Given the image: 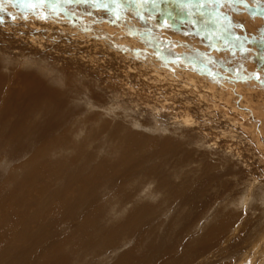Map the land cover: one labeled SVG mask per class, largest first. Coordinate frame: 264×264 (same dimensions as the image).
<instances>
[{
  "label": "rangeland",
  "instance_id": "rangeland-1",
  "mask_svg": "<svg viewBox=\"0 0 264 264\" xmlns=\"http://www.w3.org/2000/svg\"><path fill=\"white\" fill-rule=\"evenodd\" d=\"M254 1L255 6L264 7V0ZM239 2L246 4L248 1ZM224 3L227 5L223 6ZM227 6H230L229 9ZM231 9L237 11L231 12ZM253 12L252 8L244 10L236 0H0V143H3L6 152V156L0 155V240L6 238L5 230L12 233L18 225L17 216L11 220L5 217L6 213L11 208L17 213L24 211L29 205L26 202L22 204L23 201L17 205L12 203V200H18L11 196L19 194L22 197L26 195L32 208L42 214V218L37 216L30 222L31 228L42 230L47 238L53 235L59 237V240L44 239L38 248L26 253L19 261L7 258L0 260V264H39L42 260L45 264H57L64 259L66 264H119L123 255V260L129 257L127 261L130 262L139 259L136 263L154 264L152 258L157 253V244L165 238L164 234L169 236L174 232L171 228L174 226L175 229L182 218L179 214L172 219L167 214L166 218L164 216L165 222L160 224L166 205L172 204L168 208L172 207L177 215L182 204L194 199L188 193L168 198L173 180L180 182L183 174H186L188 181L191 171L198 176L204 168L208 174L215 176L210 179L206 192L210 206L207 205L202 211L204 217H199L196 229L194 224H188L178 232L177 227L175 239L171 237V240L186 242L198 235L203 239L210 227L203 229V226L210 222L212 215L217 214L216 210L223 207H226V215L229 214V225L214 241L208 243L206 240V248L201 247L199 258L189 256L190 259L177 263L166 261L168 264H264V18L253 16ZM244 16L253 21L258 19V30L255 31L253 23L250 25L251 22ZM153 42L156 44L151 46ZM256 52L259 53L257 56ZM154 53L159 54H156L158 58ZM238 53H245V58ZM201 62L206 67L200 65ZM32 78L45 88L59 91L61 98L64 96L63 110H74V113L69 112L71 125L64 124L69 131L68 136L71 134L75 139L80 137L85 140L86 135H80V130H77L78 119L82 124L86 123V127H92L95 123V135H104L103 131L116 127L120 133L138 134L139 139L148 140L138 142V145L167 140L169 145L176 144L175 155L167 154L145 165L142 159L146 153L140 155L136 150L131 161H127L129 152L123 153L119 145L123 141H130L127 147L132 148L130 136L124 139L119 136L109 138L112 143L109 140L101 143L107 149L98 151L104 160L117 155L116 159L106 161L108 163L102 166L101 158L97 159V163L89 164L75 160L72 157L75 154L73 149L62 153L50 152L49 159L56 162L60 169L76 171L80 177L91 173L90 177L95 178L93 171L97 166L101 169L99 172L105 173H120L124 171L122 167L126 169L124 165H128L130 174L135 172L134 169L139 170L138 176L129 178V181L117 187L123 189L120 195L114 197L118 204L109 201L104 205V200H108L115 189L105 176L97 177L108 198L100 201L94 195L92 200L95 206H103L110 211H99L94 223L81 231L82 218L75 220L80 216L79 207L73 213L60 216L61 213L56 212L52 205L56 202L64 210L68 209L62 201L68 181L65 178L49 180L48 175H41L40 168L36 171L30 164L26 165L25 158H28L29 151L14 157V153H10L7 134L11 118L13 121L15 117L7 116L2 123L6 115L4 103L10 90L22 88ZM231 79L235 82L232 83ZM225 80L230 82L226 83ZM47 83H52V87ZM224 83L230 85V92ZM50 108L54 106L50 105ZM9 110L14 115L11 107ZM34 118L36 125L43 116L34 113L32 121ZM94 118L96 122H93ZM99 123L107 124L102 131ZM26 127L31 130L24 129V133L29 138V149H33L32 145L40 143H35L40 132H35L37 129L33 125L26 124ZM74 132L77 135H72ZM71 141L74 139L69 137L66 145ZM91 142L95 144L97 140L92 139ZM61 158L69 161L61 162ZM217 172L220 173L217 175ZM200 181L201 178L198 179ZM72 182L74 184H70L66 191L69 199L76 197V187L83 192L88 190L74 180ZM207 198L203 197L202 201ZM4 200L8 204L6 207ZM115 207H121L123 211ZM138 207L141 209L137 212L143 217H150L139 219L132 225L127 220V214L135 212ZM208 207L212 209L209 211ZM213 222L217 224L219 221L212 220L210 223L215 224ZM123 224L127 232L114 231ZM64 229L66 234L63 235ZM106 231L113 235L115 247L107 241ZM49 232H53L50 237ZM75 234L86 239L88 248H92L95 255L100 257H91L90 252L84 253L81 247L75 245V240L60 238ZM15 243L24 242L17 238ZM89 243L93 245L89 247ZM101 246L108 250H101L105 252L104 256L95 250ZM49 249L64 251L60 253L57 250L54 255L48 253L44 257ZM174 255L172 258L178 257Z\"/></svg>",
  "mask_w": 264,
  "mask_h": 264
},
{
  "label": "bare ground",
  "instance_id": "bare-ground-1",
  "mask_svg": "<svg viewBox=\"0 0 264 264\" xmlns=\"http://www.w3.org/2000/svg\"><path fill=\"white\" fill-rule=\"evenodd\" d=\"M231 1V0H229ZM248 2H245L246 4H242V2L240 3L239 0H236V2L243 6V9L246 10L247 8H252L253 9V13L254 15L253 16H256V17H261V18H264V7L260 8V7H257L255 6L254 3H256V1L254 0H247ZM229 3V2H228ZM227 3H224L223 6H226ZM237 6V5H236ZM230 6H227V8L229 9ZM238 7V6H237ZM225 8V7H224ZM232 8V7H231ZM234 8V7H233ZM241 8V7H240ZM238 9V8H237ZM234 10V9H231L230 11L232 12V10L234 11H237ZM241 10V9H240ZM233 11V12H234ZM243 11V10H242ZM245 13V12H244ZM247 14V13H246ZM241 16V15H240ZM243 18H246L247 21H250L252 25V27L256 30H258V26L256 25V23H259L258 22V19L253 21L252 19H248L247 17H243ZM156 19V18H155ZM243 20V19H242ZM263 20V19H262ZM246 22V24L249 25V23ZM247 25V26H248ZM249 25V26H250ZM259 25V24H258ZM172 29V28H171ZM242 29V28H241ZM260 32V30H259ZM258 32V33H259ZM264 33V32H263ZM136 35V34H135ZM149 35V34H148ZM260 35V33H259ZM262 35V34H261ZM260 35V36H261ZM13 36V35H12ZM133 37V36H132ZM262 37V36H261ZM264 38V37H263ZM98 40V39H97ZM150 40V39H149ZM155 41V39H153ZM151 40V41H153ZM163 43V41H160ZM211 42V41H210ZM226 42V41H225ZM155 42H153L151 44V46L154 44ZM249 43V42H248ZM14 44V43H13ZM156 44V43H155ZM154 44V45H155ZM166 44V43H165ZM187 44V43H186ZM218 44V43H217ZM258 44V43H257ZM159 45V44H158ZM162 45V44H161ZM215 45V44H214ZM240 45V43H239ZM11 46V45H10ZM210 46V45H209ZM219 46V45H218ZM242 46V45H241ZM189 47V46H188ZM193 47V46H191ZM230 47V46H229ZM234 47L236 48L237 45L235 44ZM233 47V48H234ZM153 49V47H151ZM160 48V47H159ZM158 48V49H159ZM254 48V47H253ZM252 48V49H253ZM264 48V47H263ZM2 49V48H1ZM140 49V48H139ZM156 49V47H155ZM157 49V50H158ZM193 49V48H192ZM238 49V48H237ZM243 49V48H241ZM251 49V48H250ZM143 50V49H141ZM146 50V49H145ZM143 50V51H145ZM163 50V49H162ZM172 50V49H171ZM231 50H236V49H231ZM255 50V49H254ZM149 51V50H148ZM153 51V50H150V52ZM193 51V50H192ZM195 51V49H194ZM239 51V50H238ZM243 51V50H242ZM247 51V49H246ZM251 50H249V53H250ZM253 51V50H252ZM191 52V51H190ZM234 52V51H233ZM237 52V51H236ZM241 52V51H240ZM153 53V52H151ZM151 53H148V54H151ZM193 53V52H192ZM243 53V52H242ZM252 53V52H251ZM255 53V52H254ZM252 53V54H254ZM3 54V53H2ZM135 54V52H134ZM155 56L157 57L159 54L158 53H154ZM158 54V55H156ZM162 54V53H161ZM234 53H232L233 55ZM238 54H241V53H238ZM236 54V55H238ZM259 53L256 52V56L258 55ZM144 55V54H143ZM142 55V56H143ZM167 55V54H166ZM242 56H244L245 58V53L244 54H241ZM254 55V56H255ZM8 56V55H7ZM154 56V55H153ZM154 56V58H155ZM163 55H161L160 57H162ZM165 56V55H164ZM170 56V55H168ZM167 56V57H168ZM188 56V55H187ZM224 56V54H223ZM235 56V55H233ZM255 56V57H256ZM136 57V56H135ZM166 57V56H165ZM173 57V56H172ZM248 57V56H247ZM246 57V58H247ZM253 57V56H252ZM251 57V58H252ZM261 57V56H260ZM258 57V58H260ZM150 58V57H149ZM153 58V57H152ZM153 58V59H154ZM158 58V57H157ZM156 58V59H157ZM169 58V57H168ZM174 58V57H173ZM249 58V59H251ZM257 58V57H256ZM255 58V59H256ZM154 60V61H157V60ZM172 59V58H170ZM248 59V60H249ZM261 59V58H260ZM161 60V59H160ZM159 60V61H160ZM163 60H166L168 61L167 58L164 59L163 57ZM173 60V59H172ZM180 60V59H179ZM187 60V59H186ZM195 60V59H193ZM198 60V59H197ZM196 60V61H197ZM245 60V59H244ZM246 60V61H248ZM170 61V60H169ZM174 61H176V59H174ZM183 61V60H181ZM180 61V63H181ZM189 61V60H188ZM233 61V59H232ZM239 61V60H238ZM255 61V60H253ZM6 62V61H5ZM158 62V61H157ZM178 62V61H177ZM195 62V61H194ZM199 62V60H198ZM198 62H196L198 64ZM243 62V61H242ZM262 62V60H261ZM264 62V61H263ZM0 63H2L0 61ZM179 63V62H178ZM248 63V62H247ZM253 63H256V62H253ZM177 64V63H176ZM175 64V65H176ZM200 65L202 64V66H205V64L203 65V63H199ZM257 64V63H256ZM196 65V64H195ZM208 65V64H206ZM246 65V64H245ZM261 65V63H260ZM259 65V66H260ZM185 66V65H184ZM198 66V65H197ZM239 66V65H238ZM237 66V68H238ZM242 66V64H241ZM250 66V65H249ZM257 66V65H256ZM1 67V66H0ZM181 67V66H180ZM179 67V68H180ZM206 67V66H205ZM208 67V66H207ZM261 67V66H260ZM198 68V67H197ZM210 68V67H208ZM207 68V69H208ZM245 68V67H244ZM243 68V69H244ZM262 68V67H261ZM39 69V68H38ZM56 69V68H55ZM69 69V68H68ZM196 69V68H195ZM202 69V68H201ZM246 69V68H245ZM248 69V68H247ZM246 69V70H247ZM259 69V68H258ZM1 70V69H0ZM210 70V69H208ZM207 70V71H208ZM256 70V68H255ZM28 71V70H27ZM74 71V70H72ZM205 71V70H204ZM203 71V72H204ZM206 71V72H207ZM263 71V70H262ZM67 72V71H65ZM70 72V71H69ZM186 72V71H185ZM198 72V71H197ZM202 72V71H200ZM211 72V71H210ZM216 73V72H215ZM220 73V72H219ZM237 73V72H236ZM66 74V73H65ZM208 74V73H206ZM214 74V72H213ZM218 75V73H216ZM215 74V75H216ZM202 75V74H201ZM220 75V74H219ZM242 75V74H241ZM250 75V74H248ZM262 75L263 72H262ZM25 76V75H24ZM42 76V75H41ZM214 76V75H212ZM222 76V75H220ZM224 76V75H223ZM222 76V77H223ZM226 76V75H225ZM255 76V75H254ZM4 77V75H3ZM20 77V76H19ZM22 77V76H21ZM26 77V76H25ZM36 77V76H35ZM215 77V76H214ZM227 77V76H226ZM191 78V77H190ZM201 78V77H200ZM211 78V77H210ZM221 78V77H220ZM224 78V77H223ZM238 78V77H237ZM236 78V79H237ZM240 78V77H239ZM243 78V77H242ZM240 78V79H242ZM245 78V77H244ZM33 80L31 79H28L27 82L25 83V85L22 87V88H15V89H12L10 90L8 93H7V99L4 103V112H5V118L3 117V120H2V123L5 122L7 116H10L12 115L13 117H15V119L12 121L13 118H11V121H10V131H8V134H7V137L10 139V141H8V143L10 144V153H14L12 154V157L14 156H18V154H20L19 156H22L24 153H26L27 151L30 152V154L27 156L28 158H25V155H24V158L27 160L26 161V165H31L32 169L36 170L38 168H40V172H41V175L44 176V175H48V179L49 180H53L54 179H59L61 180L62 178H65L66 181H68V183H65L66 186L64 188V194L62 196V201H63V204L65 206L68 207V209L70 210H64L63 208H61L58 204H56V202H53V207H54V210L58 213H61V215H64V214H68V213H73L72 211H75L77 207H79L80 211L78 212L80 214L79 217H75L76 219L75 220H80L81 219V223H80V226H81V231H85L87 228H89L91 226L92 223H94L95 221V215L99 213V211H102V212H106V211H110L109 208H104L103 206H98L94 204V201L92 200V198L94 197V195L96 196V198L98 200L101 201V199H105V198H108V195L106 193L105 190H103L102 188V182L99 178H97L99 175H103L105 176L109 182H110V186H112L115 190H114V193L113 195H111L108 200H104L105 204H108L109 201H114V197L120 195V192L123 190L122 188H117L119 185L123 184L124 182H126L127 180L129 181L131 177H134V176H138L139 175V170H136L134 169V173L133 174H130L128 173V170H127V167L128 165H124L125 168H121L122 170L124 171H121L120 173H105V172H99L101 169L97 167H95L93 171V175L95 176L94 177H90L91 173L88 175V176H84V177H80L76 171H71L69 169L67 170H62L59 168V166H57V163H53V161L51 159H49V153L52 152V153H62L64 151H70V150H74L75 154H72V157L75 159V160H81L85 163H91V162H95L97 163V159H102L103 163L101 162V166L104 165V164H107L108 162L106 161H109V160H112V159H116L117 158V155H113L111 156V158L108 160V159H103V157L100 156L99 152L98 151H107L106 148L103 147V144H101L103 141L105 140H109L110 143L111 140L109 138H116V137H121V138H126L128 136H130L129 138L131 139V143H132V148H128L127 145L129 144L130 141H123L119 146H121L123 148V153H127L129 152V158L127 161H131V156L133 155V153L137 151H139V154L140 155H145L146 153V157H144L142 159V163L143 164H147L149 163L150 161L152 160H157L159 159L161 156H164V155H167V154H173V156L175 155L176 153V148L172 145H169L170 142L167 141V140H164L162 142L160 141H155L153 143H142L140 145H138L137 143L138 142H146L148 140L146 139H139L138 138V134L136 135H133L130 134L129 132L127 134H125L123 131V128H122V133L119 132V130H117L116 127L114 128H110L109 130H105L103 131L102 134H97L95 135L94 134V129L97 128L96 127V124L93 123V126L92 127H86L84 124L86 123H83L82 124V121L81 120H78L77 119V125L79 124L77 130H80V135L81 134H84L86 135L84 137L85 140L83 139H80V137L78 138H73L71 137V134L68 136L67 132V129L66 127H64V124L65 122L68 123L67 125H71V120L72 119H69V112L71 113H74V110H63L64 107H63V98H61V94L60 92H56L54 91V89H51V88H45L43 87L40 83L34 81V78H32ZM48 79V78H47ZM74 79V78H72ZM203 79V78H202ZM209 79V78H208ZM213 79V78H211ZM217 79V78H216ZM226 79V78H225ZM230 79V77L228 78ZM235 79V80H236ZM239 79V80H240ZM26 80V79H25ZM204 80V79H203ZM234 80V79H233ZM257 80H260V79H257ZM1 81V79H0ZM3 81V80H2ZM211 81V80H210ZM226 81V80H225ZM229 81V80H228ZM226 81V83L228 82ZM237 81V80H236ZM262 81V80H261ZM260 81V82H261ZM46 82V81H44ZM52 82V81H51ZM56 82V81H55ZM230 82V81H229ZM231 82L234 83L231 79ZM244 82V81H243ZM245 82H247V80H245ZM264 82V80H263ZM57 83V82H56ZM69 83H71L69 81ZM207 83V82H206ZM209 83H213V82H209ZM214 83H220V82H217L215 81ZM49 84V87L50 83H47L46 85ZM54 84V83H53ZM225 84V83H224ZM253 84V83H252ZM20 85V84H19ZM74 84H72L73 86ZM220 85V84H219ZM222 85V84H221ZM227 84H225L226 86ZM229 85V84H228ZM227 85V91L228 90H231V88ZM263 85V84H262ZM55 86V84H54ZM61 86H64L63 84ZM70 86V84H69ZM89 86V85H88ZM223 86V85H222ZM235 86V85H233ZM21 87V86H19ZM52 87V85H51ZM230 89H229V88ZM64 88V87H63ZM71 88V87H70ZM67 89V88H66ZM264 89V87H263ZM63 90V89H62ZM223 90V89H221ZM7 91V90H6ZM264 91V90H263ZM230 92V91H228ZM232 93H234V91H231ZM237 92V91H235ZM240 92V91H239ZM230 93V94H232ZM4 94V93H3ZM6 94V93H5ZM229 94V93H228ZM72 95V94H71ZM235 95V94H234ZM236 95L239 97L240 95H238V92L236 93ZM235 95V97H237ZM66 96V95H65ZM250 95H248L249 97ZM256 96V95H255ZM254 97V95H253ZM257 97V96H256ZM251 98V96H250ZM249 99V98H248ZM252 99V98H251ZM256 100H259V99H256ZM137 102V101H136ZM50 105H53L54 108H50ZM76 105V104H75ZM262 106V105H261ZM264 106V105H263ZM10 107H11V110L12 112L14 113V115L10 112ZM259 107V106H258ZM257 108V107H256ZM264 111V109H263ZM34 113H37L38 114H41L43 116V118H41V120H39L37 122L36 125H34V121H35V118L31 119V116L32 114ZM3 114V113H2ZM55 114H57V118L55 117ZM264 114V113H263ZM50 116L53 118V119H56V121H54L52 118H50ZM82 116V115H81ZM258 117V116H257ZM75 118V117H74ZM121 116L119 117V120H120ZM30 121V122H27ZM123 121V120H122ZM85 122V121H83ZM93 122H96L95 121V118L93 119ZM1 123V124H2ZM26 124L28 125H33L35 126L37 129V131L35 132H40V135H37V137H33L30 133V136L35 138L36 141L35 143H38L40 142L39 144H34L32 145L33 146V149H29V146L28 145V141L27 139L29 140V138L25 135L24 131L25 130H28L29 128H25ZM101 128H100V131H102L105 126L107 124H101ZM89 125V124H88ZM92 125V124H91ZM95 125V126H94ZM108 125H112V124H108ZM59 127V128H56V127ZM114 126H116V124H114ZM227 126V125H226ZM4 127V126H3ZM73 127V126H72ZM25 129V130H24ZM34 129V128H33ZM85 129V132L84 130ZM99 129V128H98ZM30 130V129H29ZM69 130V129H68ZM31 132V130H30ZM73 132V131H72ZM57 133V134H55ZM76 133H78L76 131ZM75 132L72 134V135H75L76 134ZM124 133V134H123ZM37 134V133H36ZM29 135V133L27 134ZM77 135V134H76ZM69 137L71 139H74V141H71V143L67 144L66 145V140L68 139L69 140ZM5 137L2 136V140L4 139ZM26 138V139H25ZM41 140H40V139ZM92 139H96L97 142L95 144H92L91 140ZM0 140H1V137H0ZM5 141V140H3ZM6 146V145H5ZM35 146V147H34ZM66 146V148H65ZM182 146V145H181ZM101 147V148H100ZM65 148V149H64ZM90 149V150H89ZM94 152H93V151ZM6 153V152H5ZM4 153V147H3V143L1 142L0 143V155L2 156H6ZM106 153V152H105ZM8 156V155H7ZM127 156V155H126ZM177 156V154H176ZM22 159V158H21ZM186 159V158H185ZM13 160V159H12ZM192 160V159H191ZM20 160H18L19 162ZM64 161H69L68 159H63L61 158V162H64ZM11 162V161H10ZM23 162V161H22ZM37 162H39L37 164ZM191 162V161H190ZM15 163V162H14ZM19 165V164H18ZM211 165V164H210ZM193 166V165H192ZM212 166V165H211ZM18 167V166H17ZM206 167V166H205ZM207 168V167H206ZM217 168V167H215ZM19 169V168H18ZM23 169V168H22ZM209 170V169H208ZM215 170V169H214ZM37 171V170H36ZM115 171V170H113ZM201 171V170H200ZM210 171V170H209ZM218 173L220 172H217V175ZM19 174V173H18ZM199 174V173H198ZM148 176H151V174H146ZM189 176L188 177V181H186V174H183L182 176V180L180 182H175L173 180L172 182V186H171V190L168 194V198L169 197H174L176 195H181L182 193H188L190 194V197H193L194 199H192L190 202H187V203H184L182 204V206L180 207V210H179V213L176 215L175 214V211L172 210L168 213H166V211L168 209H171V208H168L170 205V203H168L162 213V220L160 221V224H163L165 222L164 220V216L165 215H169L172 219L176 216H178L179 214L182 215V218H180V222L179 224L175 227V229L178 227V232L186 225L188 224H194L195 225V229L197 228V225L196 224L199 220V217L202 215V211L206 209L207 205L209 204L208 203V199H209V194H207V190L208 187H209V184H210V179H214V174L213 173H207V171L203 170V172L200 173V175L198 176H194L193 175V171H191V175L189 173ZM46 178V177H45ZM201 178V181L198 182V179ZM7 179V178H6ZM4 180V179H3ZM74 180L76 183H78L81 187H84L85 189H88L86 192H83V191H80V189L78 187H76V197L74 199H69L68 196H67V193L66 191L68 186L70 184H74V182L71 183V181ZM24 182V181H23ZM42 182V181H41ZM48 182V181H47ZM27 183V182H26ZM25 183V184H26ZM22 184V183H21ZM12 185V184H11ZM76 185V184H75ZM27 186V185H26ZM79 186V187H80ZM11 187V186H10ZM42 187V186H41ZM60 187V186H58ZM179 187H182V188H179ZM205 187V189H203ZM38 188V187H37ZM176 188V189H175ZM13 189V188H12ZM54 189V188H53ZM63 189V188H62ZM203 189V190H202ZM70 190V188H69ZM33 191V190H32ZM126 191V190H125ZM30 192V190H29ZM62 192V190H61ZM70 192V191H69ZM81 192V194H80ZM52 193V192H51ZM71 193V192H70ZM69 193V194H70ZM15 194V193H14ZM50 194V193H49ZM68 194V195H69ZM3 195V194H2ZM163 196V195H162ZM207 196L208 198L207 199H204L202 201V198ZM16 198L18 201H13L12 200V203H14L15 205H17L19 203V201H23L22 204L24 202L28 203L29 205H27L24 209V211H21V212H14L13 209L11 208V211L9 213H6V218H14L15 215L17 216L18 218V225L16 227H14V230L13 232L11 233L10 231H4L6 232V238H4L2 241L0 240V260H5L7 258H12L14 259L15 261H19L22 259V257L26 254V253H29L32 249H35V248H38L39 247V244L41 241L44 242V239H52V238H56L57 236L56 235H53L50 237V234H52L53 232H49L48 234V237L50 238H47L45 236V234H43L42 230H34L31 228L30 226V222L33 221V219L35 217H41L42 214L39 213L38 211L36 212L30 202L28 201V198L27 196L25 195L24 197L21 196V194L19 195H16V196H11V198ZM40 197V195H39ZM52 197V196H51ZM49 197V198H51ZM53 197L55 198L56 196L53 195ZM160 197V196H159ZM9 199V197H8ZM235 199V198H234ZM48 200V199H47ZM5 201V200H4ZM30 201H33L32 199ZM52 202V201H51ZM97 202V201H96ZM115 203L114 204H118V202L114 201ZM159 202H162V201H159ZM197 202H202V203H197ZM219 202V201H218ZM103 203V202H102ZM223 203V202H220V204ZM213 204V203H212ZM217 204V203H216ZM219 204V203H218ZM219 204V205H220ZM224 204V203H223ZM218 205V206H219ZM222 205V204H221ZM220 205V206H221ZM8 206L7 202L5 201V206L6 207ZM158 206V205H157ZM210 206V205H208ZM217 206V205H215ZM159 207V206H158ZM117 207H115L116 209ZM139 209H137L135 212L133 213H130V214H127V220L130 224L132 225H135L136 222H138L139 219H147L149 218L150 216L147 215V217H143V215L137 211H139L141 208L138 207ZM185 208H187L186 210H184ZM210 207H208L209 209ZM6 209V208H5ZM15 209V208H14ZM212 209V208H211ZM209 209V211L211 210ZM214 209V208H213ZM20 210V209H19ZM83 210V212H81ZM117 210H119L120 212L121 211V207L120 208H117ZM160 210V207L158 208V211ZM17 211V210H16ZM116 211V210H115ZM208 211V212H209ZM215 211V210H214ZM91 212V214H90ZM184 212V214H183ZM217 214L215 216L212 215V218L210 220V222H212V220H218L219 222L216 224H212V223H208L205 227L203 226V229L210 226L209 227V232L207 234H205V237L202 239L201 236L199 237V235L194 238L193 240H185L186 242H183V241H180L179 242H175V240H171V237H173L175 239V236H176V231L174 229V226L171 228V231L174 230V232H172L171 235H165L164 233V236L165 238H163L156 246V255L152 258V260L154 261V264H168V262L171 260V262H183V261H186L188 259H190L189 256H192V258H196L198 257V255L200 254V251H201V247H203L202 249L205 250L206 247H204V243H206V240L208 243L214 241L215 239H217L219 237V235L221 234L222 231H224V229L227 227V225H229L228 221L229 220V217L228 215H226V207H223L221 209H218L216 210ZM57 213V214H58ZM85 213H89V215H86ZM93 214V216H92ZM118 214V213H117ZM206 215H208V213L206 212ZM125 216V215H124ZM203 216V215H202ZM211 215H209L208 217H210ZM204 217V216H203ZM201 217V218H203ZM42 218V217H41ZM44 218V217H43ZM57 218V217H56ZM166 218V216H165ZM207 218V217H206ZM205 218V219H206ZM204 219V220H205ZM12 220V219H11ZM39 220V219H38ZM58 220V219H57ZM14 221V220H13ZM60 221V220H59ZM201 221V220H200ZM12 222V221H11ZM217 222V221H216ZM68 223V222H66ZM141 223V222H140ZM139 223V224H140ZM126 224V223H125ZM125 224L123 225H118L117 226V229H115L114 231L116 232H119L120 230H124L127 232V228L125 226ZM202 224V223H201ZM204 224V223H203ZM33 225V224H32ZM141 225V224H140ZM53 226H54V223H53ZM99 226V225H98ZM97 226V227H98ZM143 226V225H142ZM199 226V225H198ZM129 227V226H128ZM239 227V226H238ZM40 228V227H39ZM8 229V228H7ZM114 229V228H113ZM134 229V228H133ZM136 229V228H135ZM195 229H194V233H195ZM202 229V230H203ZM1 230V229H0ZM4 230V229H3ZM202 230H199L200 232H202ZM12 231V230H11ZM131 231V230H130ZM207 231V230H206ZM106 231L105 232V235H107V241L109 240L110 243L112 244V246L115 247L116 243H114L112 241V234L111 232H108ZM113 232V230H112ZM243 232V231H242ZM77 233V232H75ZM174 233V234H173ZM198 233V232H196ZM3 234V233H2ZM63 235L66 234L65 232V229L63 230ZM117 234V233H116ZM199 234V233H198ZM201 234V233H200ZM101 235V234H100ZM222 235V234H221ZM103 236V235H102ZM218 236V237H216ZM68 238L66 237H63V236H60V238H64V240H68V239H71V240H75L77 243L75 244L76 246H79L82 248L83 252L86 253V252H90L91 254V257L92 256H96L97 258L100 257V255H95V252L92 251L91 249L92 248H88V243H87V240L84 239V238H80L78 234H75L74 236L72 237H69V235H67ZM115 237H117V235H115ZM191 237V236H190ZM193 237V236H192ZM195 237V236H194ZM17 238H20L23 240V244H17L15 243V240ZM59 240V237L56 238ZM49 241V240H48ZM61 241V240H60ZM195 242L194 245H192L191 243L192 242ZM93 244L89 243V247H91ZM172 247V248H171ZM119 248V247H118ZM176 250H173L175 249ZM180 248V252H178ZM58 252L62 253V251H59V249H57ZM55 249H49L45 254H44V257L49 254L51 255H54L56 253ZM95 250H98L100 253H102L101 250H105L106 252L108 251L107 248L103 249L102 246L99 248V249H95ZM111 250V249H109ZM117 250V249H116ZM114 253V251H112ZM133 252V251H132ZM154 252V251H153ZM104 253L103 252V256H104ZM129 253V251H128ZM19 254V255H18ZM59 254V253H58ZM83 254V253H82ZM81 254V255H82ZM94 254V255H92ZM109 254V253H108ZM112 254V253H111ZM175 254V255H174ZM204 254V253H203ZM62 255V254H61ZM80 255V257H81ZM121 255V254H120ZM178 256L177 258H172V256ZM60 256V255H59ZM63 256V255H62ZM113 256V255H112ZM111 256V257H112ZM124 256V255H123ZM122 256V258H123ZM65 257V256H64ZM108 257V255H107ZM200 257V255H199ZM198 257V258H199ZM121 258V261L119 264H139V263H136V262H139L138 260L136 262H130V261H127V259L129 258H125L124 260ZM109 259V258H108ZM79 261V259H77ZM168 260V262L166 261ZM69 261V260H68ZM93 261V260H92ZM127 261V262H126ZM149 261V260H148ZM4 262V261H3ZM14 262V261H13ZM115 262V261H114ZM141 262V261H140ZM146 262V261H145ZM45 264V261H41L39 262V264ZM71 263V262H70ZM57 264H66L65 263V259L64 260H59V262ZM116 264V263H114ZM143 264V263H142ZM230 264V263H229Z\"/></svg>",
  "mask_w": 264,
  "mask_h": 264
}]
</instances>
